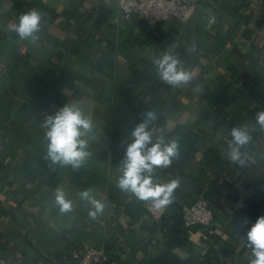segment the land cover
Segmentation results:
<instances>
[{
	"label": "crops",
	"instance_id": "1",
	"mask_svg": "<svg viewBox=\"0 0 264 264\" xmlns=\"http://www.w3.org/2000/svg\"><path fill=\"white\" fill-rule=\"evenodd\" d=\"M183 24L154 28L117 0H0V264H73L70 250L100 247L104 264H249L247 227L264 215V0H184ZM42 13L33 46L9 31L21 13ZM194 45V51H187ZM177 55L195 79L172 88L152 61ZM200 86L201 91L194 89ZM65 103L79 104L94 124L91 152L79 171L48 166L42 123ZM149 108L153 128L178 139L180 154L156 169L160 183L180 181L161 220L116 181L127 133ZM247 124L246 163H231L228 135ZM63 188L73 211L61 214ZM104 203L95 219L78 193ZM202 194L213 207L209 227H185L183 206ZM247 219V223H243Z\"/></svg>",
	"mask_w": 264,
	"mask_h": 264
},
{
	"label": "clouds",
	"instance_id": "2",
	"mask_svg": "<svg viewBox=\"0 0 264 264\" xmlns=\"http://www.w3.org/2000/svg\"><path fill=\"white\" fill-rule=\"evenodd\" d=\"M42 18L39 10L30 9L20 14L18 21L9 26V31L15 33L19 40L35 46L40 40ZM194 48V45L189 46L187 51L191 53ZM152 63L159 79L172 88L188 85L195 79L194 74L183 66L181 59L171 50L165 51ZM194 90L202 89L197 86ZM158 118V110L146 109L140 122L127 133L116 187L162 210L172 202L180 181L172 179L160 183L154 178V173L156 169L171 166L173 159L180 154V144L178 139L167 138L162 128H153ZM254 118L259 132L264 133V110L257 112ZM42 128L46 142L42 159L48 166H70L73 171H79L86 165L91 155L88 149L94 124L79 104L65 103L54 114L45 115ZM255 130L247 124L230 129L227 156L231 163H246L242 150L252 141L251 133ZM78 196L80 200L92 205L88 212L91 218L95 219L103 212L104 203L94 198L91 189L80 191ZM53 205L61 214L70 213L74 208L73 201L67 199L65 191L60 187L54 191ZM243 223L246 224L247 219ZM245 238L247 247L251 249L249 264H264V215L258 216L247 227Z\"/></svg>",
	"mask_w": 264,
	"mask_h": 264
},
{
	"label": "built area",
	"instance_id": "3",
	"mask_svg": "<svg viewBox=\"0 0 264 264\" xmlns=\"http://www.w3.org/2000/svg\"><path fill=\"white\" fill-rule=\"evenodd\" d=\"M120 16L128 19L132 14L139 16L144 25L154 28L168 19L183 24L192 5L184 0H117ZM151 220L158 222L166 212L155 209L151 203L144 202ZM213 207L202 195L183 206L181 220L185 227H209L213 218ZM70 259L73 264H104L105 252L100 247H90L81 252L70 250Z\"/></svg>",
	"mask_w": 264,
	"mask_h": 264
},
{
	"label": "trees",
	"instance_id": "4",
	"mask_svg": "<svg viewBox=\"0 0 264 264\" xmlns=\"http://www.w3.org/2000/svg\"><path fill=\"white\" fill-rule=\"evenodd\" d=\"M176 262H177V260L174 259L173 257L164 256V257H159V258L153 259L150 264H176Z\"/></svg>",
	"mask_w": 264,
	"mask_h": 264
}]
</instances>
